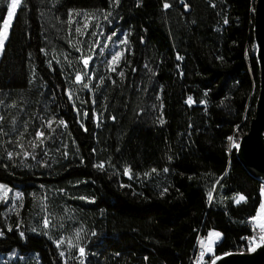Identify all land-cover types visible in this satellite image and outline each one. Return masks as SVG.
I'll return each mask as SVG.
<instances>
[{
  "label": "trees",
  "instance_id": "obj_1",
  "mask_svg": "<svg viewBox=\"0 0 264 264\" xmlns=\"http://www.w3.org/2000/svg\"><path fill=\"white\" fill-rule=\"evenodd\" d=\"M254 4L20 0L0 56V183L19 194L0 201V264H193L218 232L210 264L257 244L263 185L236 158L258 93ZM101 34L122 54L90 73ZM53 192L86 214L66 253L34 225Z\"/></svg>",
  "mask_w": 264,
  "mask_h": 264
},
{
  "label": "rangeland",
  "instance_id": "obj_2",
  "mask_svg": "<svg viewBox=\"0 0 264 264\" xmlns=\"http://www.w3.org/2000/svg\"><path fill=\"white\" fill-rule=\"evenodd\" d=\"M15 13L11 17V22L14 18ZM85 16L87 17L88 20L92 19L93 17H95L96 19L98 18V20L96 21V25L97 23L100 22V19L97 16L91 15L89 13L85 14ZM7 18H8V11H7L5 19ZM11 22H10V25H11ZM3 24H4V21L2 23L1 29H3ZM10 25H9V28H10ZM103 27H104L103 25H100V29H103ZM9 28L7 29V33L9 31ZM97 39L98 41H96L92 45V51H96V54H95L96 58L92 64L93 66L89 67L90 57L85 58V59H88L87 65L84 64L85 59L82 61L83 62L82 64L86 66V69L88 68L90 69V73H91V69L94 70L95 69L94 66L97 65L98 63H101L103 67L108 68L109 71H112L114 69V66L120 60L119 58L116 61V63H113V56H115L117 53L122 54V45L124 42V38L122 36H119L117 38H113V37L103 38L101 34V35H98ZM2 48H0V56L2 53ZM87 83L89 84L88 81L83 80L80 76V80L75 79V89L86 90L89 88V85ZM77 98H76V101L78 102ZM231 146H233L232 143H231ZM0 185H3V184L0 183ZM5 188L8 190L6 196L4 195V191L0 189V201L9 200L13 203L19 197V194L17 192L18 189H13L8 186H5ZM59 194L60 193L53 192L51 198L42 203L39 210L37 211L34 225L37 230H40L44 232L46 235L50 236L51 239L57 244V246L63 250V253H66L72 250V248H74L76 244L79 245L81 236H82L81 233L85 227L84 220L86 219V214H85V210L78 209L71 202L68 203L66 201L61 200ZM263 197H264V193H263ZM212 201H213V196L210 202ZM262 204H264V199H263ZM260 211H261V208L259 207L258 212ZM45 219L49 221L48 227L44 226ZM259 222H260L259 218L255 220L257 227H258ZM208 234L206 236L207 238H208ZM212 239L214 243L220 240V238L219 240H215V238H212ZM79 255L82 256L80 252H79ZM10 257L12 258V261L14 262L17 256L10 255ZM24 264H29V262H25Z\"/></svg>",
  "mask_w": 264,
  "mask_h": 264
},
{
  "label": "water",
  "instance_id": "obj_3",
  "mask_svg": "<svg viewBox=\"0 0 264 264\" xmlns=\"http://www.w3.org/2000/svg\"><path fill=\"white\" fill-rule=\"evenodd\" d=\"M184 12H189L188 6L184 7ZM252 35L259 72L258 93L254 116L247 133L239 140L236 158L246 173L264 186V0H255ZM253 248L245 253H230L213 260L216 264H264V243L259 241Z\"/></svg>",
  "mask_w": 264,
  "mask_h": 264
},
{
  "label": "snow or ice",
  "instance_id": "obj_4",
  "mask_svg": "<svg viewBox=\"0 0 264 264\" xmlns=\"http://www.w3.org/2000/svg\"><path fill=\"white\" fill-rule=\"evenodd\" d=\"M20 5V0H11V3L8 4V18L4 20V24H3V29H0V48L3 47V43L5 41V39H7V29L9 28L10 22H11V17L13 16V14L15 13L16 9L18 8V6ZM165 8L168 7L167 4L164 5ZM77 31H80L79 29H77ZM120 53H117L115 56H113V63H116V61L120 58ZM179 58V57H178ZM84 64L87 65L88 64V59L84 60ZM77 80H80V76L79 74L76 77ZM189 103H191V97H189ZM161 123H163V120H161ZM39 136H43V133H38ZM230 141L233 140L232 137L228 138ZM234 142V141H233ZM97 167H103V164L97 165ZM128 170L126 169V172ZM153 171H155V169H153ZM165 171H167V169H165ZM0 189H2L4 191V195L6 196L7 194V189L5 188V186L0 185ZM212 196L211 193L209 194V200L211 201ZM244 197L243 196H239L238 198H236V202L239 203L241 200H243ZM261 211L257 213L256 217H253V220H257L259 218V223H258V227L260 229V235H259V240L264 243V204H262L260 206ZM49 225V221L47 219H45L44 221V226L48 227ZM21 235H23V233H21ZM215 238V240H219L220 238V233L218 232H209L208 234V242L205 245V241L201 240V244L202 246H206L207 247V251L208 252H212V248H213V239ZM253 240H255L256 238H252ZM258 246V245H257ZM252 250H255V248H253ZM80 254L83 255L84 254V249L80 248L79 249ZM61 255H63V253H61ZM204 253L201 252V259L203 258ZM211 264H216L215 260L211 261Z\"/></svg>",
  "mask_w": 264,
  "mask_h": 264
},
{
  "label": "built area",
  "instance_id": "obj_5",
  "mask_svg": "<svg viewBox=\"0 0 264 264\" xmlns=\"http://www.w3.org/2000/svg\"><path fill=\"white\" fill-rule=\"evenodd\" d=\"M229 146H231V141H229ZM261 190L264 191V186L261 188ZM248 224H249V226H251V227H253L255 229V232H256V234H255L256 236L255 237H256L257 242H259L260 241L259 240V235L261 233H260L259 227L256 226L255 220H253V219L249 220ZM220 238H221V235H220ZM201 240L205 241V245L208 242V238L206 236H199L198 237V239L196 241V244H195V247H194V250H193L194 251V256L192 257L193 264H202L205 261L206 257L208 255H210L219 246V241H216L214 243V245H213L212 252H208L207 251V247L206 246H202ZM201 252L204 253V256H203L202 259H201ZM245 252H248V251H245L244 246L241 245L240 246V252H237V253H245Z\"/></svg>",
  "mask_w": 264,
  "mask_h": 264
}]
</instances>
